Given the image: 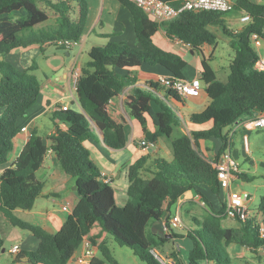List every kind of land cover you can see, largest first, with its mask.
<instances>
[{"label": "trees", "instance_id": "obj_1", "mask_svg": "<svg viewBox=\"0 0 264 264\" xmlns=\"http://www.w3.org/2000/svg\"><path fill=\"white\" fill-rule=\"evenodd\" d=\"M118 1L129 9L134 18L140 48L125 42L93 46L88 51L89 60L82 67L76 86L82 110L59 107L50 111L48 115L56 126L55 134L32 131L13 164L0 173V211L13 225L30 231L38 240L37 249H21L15 253L11 264H67L83 243L98 249V254L89 259V264H119L108 244V235L119 245L130 248L146 264H160L151 254V247H162L183 236L189 237L192 246L186 260L179 255V249L172 252L177 264H202V261L232 264L227 251L231 244L254 252L264 246V239L258 231L259 218L250 216L246 220H238V227H226L223 224L225 201L216 208L203 190L214 194L221 192L218 169L214 164L229 147L232 134L231 129L226 128L264 115V71L255 68L259 53L250 38L255 32L264 39V3L238 0L232 11L238 14L246 11L253 18L241 31L234 32L222 12L189 10L159 23L131 0ZM40 3H45L51 13L40 7ZM18 12L24 13L13 18ZM88 12L87 0H0V56L4 57L0 60V108L3 109L0 115V166L7 164L15 148V138L21 131L20 120L38 101L42 90L41 82L32 73L33 66L21 71L6 61V55L12 50L35 44L42 50L48 44L65 49L58 42L79 41L85 32ZM51 18L55 19L53 25L39 27ZM212 27H218L223 34L232 37L235 55L225 79L218 76L210 64L212 57L203 50L204 46L213 47L217 43ZM159 29L201 52L199 77L207 89L209 104L201 112L192 113L188 120L194 124L212 121V125L190 133L182 132L174 138L172 160L145 155L130 164L127 200L120 206L116 203L113 187L99 182L102 178L100 169L85 145L94 131L89 117L101 130L103 143L108 149H122L127 143V119L123 113L112 109L110 103L138 82L135 70L142 65L157 66L176 79H185L188 62L154 41ZM144 84V87L131 88L124 106L128 115L142 126L146 140L156 143L162 136L170 137L174 128L182 124L168 103L173 100L183 102L184 96L165 88L159 81H146ZM149 121L155 125L154 132L148 129ZM212 138L222 141V148L213 159L206 157L200 147L201 140ZM50 149L65 173L75 179L80 197L55 233L15 213L17 209L31 210L43 193L45 181L40 178L39 171ZM177 189L180 191L175 195ZM189 190L199 195L207 207L202 216L192 217L194 227H187L185 234L169 228L170 237L154 232L153 227L158 228L161 222L169 226L176 198ZM260 212L264 216V197ZM3 248L4 240L0 238V255Z\"/></svg>", "mask_w": 264, "mask_h": 264}, {"label": "crops", "instance_id": "obj_2", "mask_svg": "<svg viewBox=\"0 0 264 264\" xmlns=\"http://www.w3.org/2000/svg\"><path fill=\"white\" fill-rule=\"evenodd\" d=\"M87 1L89 12L85 32L79 40V45H77L78 47L65 49L67 58H64L59 53V51L57 50L58 48L55 45H53L54 48H49V46H51L52 44L45 45L43 50L40 45L35 44L27 48H21V50L17 52L16 55L13 54L15 50H12L6 55V58H8L10 55L15 56L13 57V62H26L28 60V57L34 53L35 56H38L43 60L45 66H48L51 74H57V76L56 78L53 77V79L49 76L45 77L46 80L42 85V90L38 101L32 106L28 114L25 116L31 117L30 121L25 124L22 122V120H20L21 131L15 138V148L12 151L15 154L14 156H11L12 152L10 153L7 164L4 166H0V173L5 167L11 166L13 164L25 144L28 142L32 131L37 130L41 134H55L56 126L54 124L52 127H50V130L47 131L48 133H42V130L40 128V126L42 127L44 124L46 125V127L49 126L48 122H43L42 118L46 120L45 116H47L50 111L58 109L59 107L82 110L77 100L76 89L74 86V71H79L81 73L82 67L87 62L85 59H80L84 50H86V52L88 53V51L93 46L105 45L108 42H125L131 47L140 48L141 45L134 30V18L127 7H125L118 0ZM23 13L24 12L15 13L13 15V18H18ZM154 41L160 47L175 52L186 59V61L188 62V66L184 73L185 78L191 79L193 77H199L202 60V54L200 51L193 50L188 44L184 43L178 38L169 37L164 29L158 30V32L154 35ZM75 49L76 52L74 53ZM207 49L208 46H204L203 50L205 54ZM261 53L264 52L261 51ZM188 55L193 56V66H189V61L187 59ZM2 57L3 56H0V60L2 59ZM31 66H33L35 69L45 68V66L42 67L38 64L31 65L30 63H27L26 68H30ZM135 72L139 79L138 82L135 85L126 88L121 95L114 97L110 103L112 109L123 113L127 119V125L125 127L127 136L126 146L119 150L108 149L104 145L102 137L95 129L93 131L92 137L87 142H85V145L91 151L92 159V151H97V153L95 152L96 159L103 166V168H98L100 169V172L102 174H106V176H108V178L110 179L109 182H106L102 178V181L103 183H109L113 187L115 191L116 203L118 205H123L127 200L128 166L134 163L140 157L144 156L146 154L145 151L147 153L151 152L152 154L150 155L152 156V158H158L161 157L159 154L162 149L165 148L166 152H168L169 160H172L174 157L173 148H170V146L164 142L163 136L160 137L155 143V151H152V148L150 150L142 149L139 144V142L145 138L142 126L138 123L137 120L131 118L128 115L124 106V100L130 93L133 86L144 87V83L146 81H158L161 77L171 76V74L160 67H153L149 65H142L141 67L136 69ZM206 92V89L203 88V91L199 96H184L183 102L176 100H173L171 102L173 106L177 107L178 113L181 114L182 118L184 119V127H182L181 129L182 132L190 133V131L192 130L206 129L212 125V121L205 124H194L188 120L191 114L184 116L182 113V108L184 109L186 106H189L188 102L190 101H192L197 106H203V109H205L209 104V98ZM155 107L156 109H159L157 105H155ZM24 127H26V130H22ZM185 127L186 129H184ZM231 127L235 128L236 132L242 127L249 130L255 128L247 119L226 128V130L231 129ZM148 129L152 132L156 130L155 125L151 121H149ZM91 140L92 142H90ZM208 140L210 141L212 139ZM213 140H215L213 144L211 143V141L209 142L210 144H208V142L205 143V140L200 141V147L204 155L211 159L215 158V156L222 148V141L220 139ZM100 143L102 150H100V148H98L97 146ZM229 148H231V144ZM246 151H250L248 142L246 144ZM59 165L60 164L56 158V155L53 152L48 151L45 157L44 166L39 171L40 178L45 181L43 193L37 198L34 207L31 210L17 209L15 211V213L22 219L39 225L51 233H55L62 227L68 215L72 212L73 208L80 199L77 190L74 189V186L76 184L73 177L67 174L69 178H62L59 182L53 181L55 179V173L58 170ZM52 175H54V178L51 177ZM237 175L238 174H235L236 177ZM49 183H51V186L48 188L47 186ZM179 191L180 190L177 189L175 191V195H177ZM211 200L213 201V199ZM198 204L205 205L199 195L195 194L191 190L185 191L176 198V202L174 203V205H176L175 213L180 212L182 208L189 210L192 205L197 206ZM175 213L172 214L174 215ZM189 227L194 226L191 225ZM157 229L163 231L164 233H168V231L165 229L164 222L159 223ZM176 232L179 233L177 229ZM179 234L185 233L182 232ZM0 238L4 240V251H1L0 263L5 252L11 255L10 259L7 258L8 262H6V264L12 263L15 253H12L11 249L14 245H19L20 250H28L27 248L35 249L38 247V240L36 238L33 240L30 234L24 232V229L21 230L20 227L13 225L1 211ZM6 238L16 240L13 241L8 249L5 248ZM180 239L182 241H185V246H187V250L189 251L192 246V241L187 236L174 238L167 244L162 246V248L164 250L166 249L165 254L172 253L174 250L179 249V255L186 260L187 255H183V249L179 246V244H177ZM20 240H26V243L24 244ZM86 247V243H83L77 249L73 258L67 264H89L90 258L85 257ZM245 248L247 249V247ZM95 249L96 254H98V249ZM234 251V254L236 255H244V253L242 252L239 253L237 248H235ZM115 257H117L116 259L118 261V256L115 255ZM118 263L121 264V262L119 261Z\"/></svg>", "mask_w": 264, "mask_h": 264}, {"label": "rangeland", "instance_id": "obj_3", "mask_svg": "<svg viewBox=\"0 0 264 264\" xmlns=\"http://www.w3.org/2000/svg\"><path fill=\"white\" fill-rule=\"evenodd\" d=\"M40 7L46 9L47 11L50 12V9L46 6L45 3H40ZM240 15L238 13H235L233 11H230L228 13H225V20L227 25L231 30H234L235 28L239 27L241 25V22L239 20ZM55 23V19L51 18L48 22L43 23L41 26H51ZM212 29L216 32L217 35V43L215 46L210 47L208 46V49L206 51L207 56L212 57V60H210V64L217 70L218 76L220 78L225 79L227 74L229 73V65L235 55V49L232 45V37L227 36L222 33V31L218 27H212ZM252 45L256 48L258 53L260 54L261 51L264 52V39L260 38L257 41H252ZM78 46H75L73 48H76ZM49 48H54L53 45L49 46ZM58 48V47H57ZM19 49V50H18ZM15 49L13 54L16 55L17 52L21 50V48ZM59 53L64 57H66V51L65 49L58 48L57 49ZM76 52V49L74 50V53ZM13 55H10L8 58H6V61L9 63L13 64L16 68H18L21 71H27L28 68H26L27 63H30L31 65H40V66H45L43 60L35 56V54H31L28 57V60L26 62L24 61H18V62H13ZM80 59H85L86 61L89 60V55L86 52V50L83 51L81 58ZM189 61V66L194 65V59L193 56L188 55L187 57ZM2 60V59H1ZM190 69V68H189ZM33 74L37 76L41 84L43 85L44 81L46 80V76H49L50 78L53 79V77L56 78L57 74H51L50 70L48 69V66H45V68H40V69H34L32 71ZM1 77V75H0ZM168 103V102H167ZM189 106H186L184 109L182 108V113L184 116H187L192 113H197L201 112L203 110V106H197L195 105L192 101L188 102ZM171 107H173L180 117L182 124L180 126H176L174 128V131L170 137L168 136H163L164 142L167 143L170 148H172V140L176 137H178L182 133V127H184V119L182 118V115L178 113V110L175 108L176 106H173V104L168 103ZM179 107V106H178ZM182 107V106H181ZM180 108V107H179ZM3 109L0 108V115L2 114ZM128 116V115H127ZM129 117V116H128ZM46 120L42 118L43 122L47 121L48 125L44 124L41 128V132H46L50 130V127L53 126V123L50 121L49 116H45ZM31 117H24L22 118L23 123H28L30 121ZM28 128V127H27ZM186 129V127L184 128ZM22 130H26V127H24ZM231 156L236 160L238 163L240 172L242 174H238L235 180L232 182L231 186V191L236 194H241L243 197H245V194L248 193L251 195V199L248 201L247 206L250 212L251 217H258L259 215L261 216L262 212H260V203L262 197H264V127L260 128H254V129H245L241 128L236 132L235 128L231 127ZM247 136V142H248V147L250 148V151H246V144L244 141L245 135ZM208 140V139H207ZM205 140V143L211 141L213 144L215 140ZM98 141V139H97ZM92 142V140L90 141ZM100 150H102L101 143L97 145ZM211 146V145H210ZM155 143H151L149 146L148 150L152 148V151H155ZM143 149V148H142ZM93 150V149H92ZM16 151V150H15ZM97 153V151H95ZM94 150L92 151V156H93V161L98 166L99 168H103L102 164L96 159V153ZM145 155H150L152 154L151 152H146ZM14 152H12L11 156H14ZM144 155V156H145ZM161 157H164L165 159L169 160V155L168 152H166V149L163 148L162 151L159 154ZM54 178V175L51 176ZM62 178H69V176L65 173L61 165L58 166V170L55 173V179L53 181L59 182ZM103 179H99V182H103ZM51 186V183L48 184V188ZM206 195L210 197V199H213L216 208H220L222 206V203L227 200V192L224 190V188H221L220 194H214L208 191L207 189L203 190ZM126 194V193H125ZM120 196V195H119ZM118 196V197H119ZM121 206V204H119ZM205 205L198 204L197 206H191L189 210L182 208L180 210V213L182 215L183 222L185 224V228H179L177 229L179 233H186V228L192 225V217L197 216L200 217L204 214V211L206 210ZM172 213H175L176 211V205H173L172 208ZM188 211V212H187ZM23 213V212H22ZM264 214V213H263ZM23 215V214H22ZM263 217V216H262ZM223 224L226 227H238L240 224L238 220L232 219V218H225L223 220ZM23 230V229H21ZM24 232L27 234L31 235V238L34 240L35 237L31 234L30 231L25 230ZM108 244L110 248L112 249L113 255L118 256V261L121 262V264H146L144 261L140 260L134 252L125 246L119 245L114 238L111 235H108ZM13 239H7L6 238V245L5 248L8 249V247L11 246L13 243ZM24 244L26 243V240H20ZM179 246L183 249V255L188 254V248L185 246V241H182L181 239L178 241ZM237 248V250L244 255L234 254L235 251L234 249ZM28 250H35L31 248H27ZM160 251L166 252V249L164 250L162 247L160 248ZM227 251L231 257L232 264H264V253L260 254L257 252L252 251L249 248H245L244 246L241 245H231L227 247ZM245 251V252H244ZM168 255L172 253H166ZM262 256V257H261ZM8 259L11 258V255L7 252H5L4 256L1 259L0 264H6L8 262ZM117 257H115L116 259ZM202 264H208L207 261H202Z\"/></svg>", "mask_w": 264, "mask_h": 264}, {"label": "built area", "instance_id": "obj_4", "mask_svg": "<svg viewBox=\"0 0 264 264\" xmlns=\"http://www.w3.org/2000/svg\"><path fill=\"white\" fill-rule=\"evenodd\" d=\"M138 6H140L153 20L162 23L165 21L172 20L178 17L182 12L195 10V11H216L222 13H228L234 10L238 0H179L178 4H172L164 0H131ZM255 2H262L264 0H253ZM239 20L241 25L234 29V32L241 31L247 24L252 21V15L246 11H242ZM252 41H257L261 38L258 33H252L250 36ZM59 45L63 46L65 49L79 45V41L76 40H60ZM255 68L259 71H264V53L259 54V58L256 61ZM82 73V72H81ZM79 71H74V86L76 89L78 79L81 75ZM162 86L167 89H173L178 94L185 97H196L199 96L204 88L203 82L200 77H193L191 79H176L172 75L161 77L159 80ZM252 123L253 127L260 128L264 127V115L259 116L257 119L248 120ZM245 144H247V136L244 137ZM152 142L147 141L145 138L142 139L139 144L144 150H148ZM231 144V138L229 142V147ZM227 148L221 155L219 160L214 164L218 169V179L221 188H224L227 192V200L225 201L226 207L223 213L226 218H232L235 220H246L250 217V212L247 206L248 201L251 199L249 194H245L243 197L241 194H236L231 191V184L234 179H236L235 174H240V169L236 160L231 156L230 148ZM49 152H53L51 149ZM102 178L109 182L110 179L106 174H102ZM238 176V175H237ZM259 227L258 231L261 238L264 239V216H258ZM169 226L165 225V229L169 232V228L179 229L185 228V224L182 219L180 212L172 214L169 220ZM85 257L91 258L96 254L95 247L86 243ZM20 251L19 245H14L11 249L12 253H17ZM151 254L160 264H177V261L171 256L160 251L159 247L153 246L150 248ZM257 253H264V246H260ZM208 264H212L207 261Z\"/></svg>", "mask_w": 264, "mask_h": 264}, {"label": "water", "instance_id": "obj_5", "mask_svg": "<svg viewBox=\"0 0 264 264\" xmlns=\"http://www.w3.org/2000/svg\"><path fill=\"white\" fill-rule=\"evenodd\" d=\"M2 59H3V57H2ZM206 91H207V89H206ZM89 120H90L91 123L93 124L94 129H95V130L98 132V134L102 137V135H101V130L97 127V125L94 123V121L92 120L91 117H89ZM74 189L77 190V186H76V185L74 186ZM153 231L156 232V233H158L160 236H166V237H170V236H171L170 234H168V233H164L163 231L158 230V229L155 228V227H153ZM2 251H4V249H3Z\"/></svg>", "mask_w": 264, "mask_h": 264}]
</instances>
